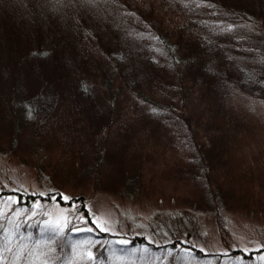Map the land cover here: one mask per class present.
<instances>
[{
    "label": "rangeland",
    "instance_id": "rangeland-1",
    "mask_svg": "<svg viewBox=\"0 0 264 264\" xmlns=\"http://www.w3.org/2000/svg\"><path fill=\"white\" fill-rule=\"evenodd\" d=\"M61 1L0 0V15L14 10L10 25L18 32L10 34L14 47L7 53L20 60L33 35L45 41L51 30L101 64L112 48L124 55L128 46L137 62L117 66L118 72L110 65L112 87L113 77L92 64L95 76L84 73L85 87L72 86L66 95L75 103H59L63 92L41 79L37 66L38 81L26 69L3 73L0 192L37 198L27 211L16 207L14 194L0 197V264L38 262L39 250L21 262L30 239L15 224L30 219L55 236L68 227L88 232L77 244L40 246L41 254L62 247L65 264L91 261L104 245V264H264V81L260 87L254 82L255 75L264 77V0H186L184 12L194 11L207 24L201 26L214 47L206 58L204 52H179L171 61L160 39L177 34V18L162 7L164 0H76L84 15L91 8L86 20L75 8L60 14ZM70 13L80 21L71 23ZM39 19L47 20L40 31ZM27 20L31 28L22 31ZM76 29L84 44L71 41ZM111 34L120 38L112 43ZM166 60L179 62L176 73ZM243 71L254 76L244 78ZM56 193L64 204L53 200ZM94 232L111 237L89 236ZM136 237L146 245L125 252L116 247ZM195 250L215 257L198 259ZM136 254L140 260L133 262Z\"/></svg>",
    "mask_w": 264,
    "mask_h": 264
},
{
    "label": "trees",
    "instance_id": "trees-1",
    "mask_svg": "<svg viewBox=\"0 0 264 264\" xmlns=\"http://www.w3.org/2000/svg\"><path fill=\"white\" fill-rule=\"evenodd\" d=\"M165 2L168 3L163 5L162 7L170 10V14H172L174 17L177 18V34L173 37L179 38V39H174L172 35L174 33L171 32L169 36L167 37H162L160 40L163 42V45L166 47L165 49L168 50V60L171 61L172 59H175V55H178L179 52H182L184 54H198V53H205V58L207 54L211 52V47H214V43L206 40V35L209 32H204L201 23L203 25H207L203 22V20L200 18V16L194 14V11L191 12H184L183 10V5L185 8H189V6L185 3L186 0H164ZM197 4L199 2H202V0H194ZM76 0H62L60 4L61 9L60 14L64 13L67 10H71L75 8L76 10H80L79 14L80 17L78 19L80 20H86V19H91L90 17V9L88 8L87 16L84 15L85 11L84 9H81L77 4ZM210 6H213L214 2L213 1H208L207 3ZM203 5V4H202ZM217 7H221L222 5L216 3ZM235 6L234 4H230L229 7ZM227 7V6H226ZM234 8V7H232ZM179 10V12H177ZM57 13V12H54ZM68 13V12H67ZM14 14V10L8 11L7 15H0V39H2L4 42L0 40V79L3 77L4 72L11 73L12 71L15 73H20V69L23 71L26 69L28 71V74H31L33 78L38 81L40 79L39 74H36L34 72V67H38L40 73H41V79L43 78L46 83H48V79L51 80L49 84H52L53 87L56 90H61L63 93L62 96L63 98L58 99L59 103H67L69 100L73 101L74 103L77 101L73 97H70L69 99L66 98V95L69 90H71L70 87L74 86L76 88L77 86L79 88H84L85 85L87 84V76H85L84 73H87L86 75H89L91 77L95 76V73L92 70L91 65L92 64H97L100 66V70L102 73L103 77H109L112 78L109 80L108 85L112 87L115 83V74L112 73V70L109 68L110 65L113 67L114 72H118L119 69L117 66L120 65V67H123V64H125L127 67H133L134 62L136 63L137 61L134 60L133 56L131 55L132 50H130L129 46L127 49H124L126 53L123 55V51H116L112 48V50L109 52L111 57L105 61L103 64L101 60H95L89 59L87 56H84L78 48L77 45L70 43V44H65L66 41H70V38H67V35H54L51 30L47 32L45 36V41L38 39L37 37L40 36L38 33L36 35H33L32 39L29 43L26 42L25 48H24V54L19 58L20 60L14 58L12 55L8 54L7 52L13 49L14 47V42L12 40V37L10 34L12 32H15L16 34L17 29L16 27L10 25L11 19L13 18L12 15ZM69 15V20L71 23H76L80 20L74 21L73 18H71V13ZM171 15V16H172ZM38 22L41 24V27L39 28L38 31L43 29V24L47 23L46 19H39ZM32 23L27 20L23 26H22V31L25 28H31L30 25ZM81 24V23H80ZM57 25V24H56ZM82 25V24H81ZM83 28L82 26H78ZM77 33H71V41H80L81 43L84 44L82 37V33L80 30L76 29ZM170 32V31H169ZM91 33V29L87 30V34ZM180 33V34H179ZM75 34V35H74ZM86 35V34H85ZM94 37H97V33L94 35ZM120 38V36H116L114 34H111V39L110 42L115 43V39ZM169 40V41H168ZM34 42L35 44L29 48V45L31 42ZM20 43H16V46L19 47ZM86 45H91L92 46V41H87L85 42ZM63 45H68L67 47H63ZM260 46V45H259ZM3 47V48H2ZM22 47V46H20ZM51 47V48H50ZM6 48L7 50H4ZM207 48V49H206ZM36 49L37 51H33ZM51 49V50H50ZM123 49V48H122ZM66 50L71 53V55L67 56L68 54L66 53ZM92 53L96 54L94 51V48H91ZM129 51V53L127 52ZM3 54L5 55L3 57ZM49 55H53L52 57L54 59L49 58ZM59 55L58 57H56ZM55 56V57H54ZM172 58V59H171ZM186 58V57H185ZM171 59V60H170ZM191 63L196 62L193 57H188L187 58ZM166 60L167 64L170 65V70L173 71V73H176V69H178V61H173L172 63H169V61ZM185 59L182 61L184 63V67H187V63L184 62ZM204 61L202 57L197 61V64L199 65L200 72H203V68L201 66V63ZM20 65V66H19ZM197 65V66H198ZM196 66V67H197ZM20 68V69H19ZM130 71L131 69L128 68ZM166 69V68H164ZM207 67H205L204 71H206ZM263 69V68H262ZM246 70V69H245ZM32 73H31V72ZM226 75V74H225ZM248 76L253 77L254 75L250 74L249 72H244L242 77L246 78ZM256 79H254V82H257V86L260 87L262 81H264V77L261 75H255ZM167 80L172 79V76H167ZM243 78V79H244ZM249 82V80H247ZM252 84L251 82H249ZM135 84V83H133ZM189 84H191L189 82ZM52 87V86H51ZM182 89V87H181ZM263 89V88H262ZM261 89V90H262ZM55 90V91H56ZM89 97H87L88 99ZM89 103H93L96 101L94 98L91 100L89 98ZM14 194L16 196V200L18 205L16 204V207L24 208L27 211L31 208L34 207V202L35 199L37 198L36 194H30L27 192L23 191H7V190H2L0 192V197H3L5 194ZM52 198V194H49L47 197H44L42 200H48ZM53 200L57 202L58 204L62 205L65 203V200L60 196V194L56 193L54 194ZM80 206L79 210L82 211L84 216L87 218V220H90V216L87 212V209L84 204V200L80 198ZM15 229L19 230L18 234L21 233V236H25L27 239H30L29 241H25L24 247H26V252L21 255V262H27L29 261L30 254L35 250L40 251V259L36 264H65L66 257H67V252H64V249L60 247V253H55V254H50V253H45L41 254L43 251L40 250V246L45 242V241H50L51 245H55L56 242H65L67 244H77L80 243V238L88 233L87 231H73L72 228L68 227L65 229L64 234L55 236V233H52V231H46V232H41V225L37 223L36 221L33 222L32 219H30L29 222L26 221H20L17 224H15ZM29 237H28V236ZM67 235H69V239H66ZM92 238H105L109 239L111 236L101 233V232H94L93 234H90ZM5 237L4 235V230L0 228V239ZM60 239V240H58ZM139 246V248H142V246L146 245V242L144 239L140 237H136L134 240H132L131 243L123 246L122 248L116 245V247L119 248V251H127L131 247L130 246ZM177 244L174 243L173 247H175ZM150 246V244H149ZM152 247V246H150ZM106 245L102 246L99 248V250L95 252L94 256L92 257L91 261H88L84 264H104L107 262V255H106ZM193 256L198 258V259H204L206 257H215L211 255H206L203 254L197 250L193 251ZM219 255H217L218 257ZM139 255L136 254L133 258L135 259L133 262L140 260ZM146 257V256H145ZM83 264V262L81 263Z\"/></svg>",
    "mask_w": 264,
    "mask_h": 264
}]
</instances>
